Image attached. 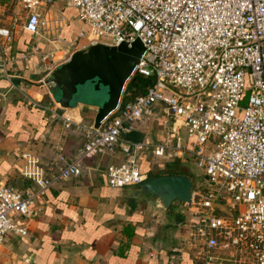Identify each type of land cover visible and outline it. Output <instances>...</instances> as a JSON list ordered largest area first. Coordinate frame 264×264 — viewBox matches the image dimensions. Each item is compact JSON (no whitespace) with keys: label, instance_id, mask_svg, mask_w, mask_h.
Listing matches in <instances>:
<instances>
[{"label":"built area","instance_id":"1","mask_svg":"<svg viewBox=\"0 0 264 264\" xmlns=\"http://www.w3.org/2000/svg\"><path fill=\"white\" fill-rule=\"evenodd\" d=\"M15 1L23 9L22 30L47 41L63 38L61 16L50 8L53 0ZM64 4L76 9L74 39L116 44L139 38L144 49L131 74L150 76L151 82L131 97L121 91L97 127L64 117L65 107L53 97H27L50 118L78 129L83 142L50 174L35 155L20 154L21 174L34 187L0 179V245L9 234L27 232V222L39 210L47 188L79 175L83 159L118 146L123 159L105 167L111 187L147 178L140 168L145 151L153 158H190L202 169L208 189L190 190L180 211L181 249L192 264H264V0ZM12 32L10 26L0 25V72L5 75L6 63L13 58ZM47 55L51 52L41 59ZM38 81L45 84L43 77ZM148 119H158L162 139L123 135Z\"/></svg>","mask_w":264,"mask_h":264},{"label":"crops","instance_id":"2","mask_svg":"<svg viewBox=\"0 0 264 264\" xmlns=\"http://www.w3.org/2000/svg\"><path fill=\"white\" fill-rule=\"evenodd\" d=\"M50 8L61 16L63 38L78 41L70 53L83 40L73 38L78 29L74 24L76 9L64 3L61 7L51 3ZM21 35L12 39L13 58L6 63L8 75L0 72V179L18 187H34L21 174L20 154L35 155L50 174L76 153L83 135L73 125L66 127L62 119L50 118L44 110L27 102V97L42 101L54 98L49 84H40L38 79L69 53L46 67L38 53L27 52V48L33 45L40 48L41 44L36 40L30 43L29 38L24 48ZM40 36L30 34L37 39ZM95 108L96 102L78 98L72 107L62 110V115L88 124ZM156 123L160 129L154 139L141 128L134 131L140 133L139 139H162L164 129L159 121ZM152 158L147 151L140 157V168L147 174L156 172L151 169ZM122 159L123 153L116 146L104 154L83 159L79 175L47 188L39 210L27 222V232L9 234L0 245V264H192L188 254L175 245L180 239V229L176 233L177 242L161 226L162 218L169 221L168 211L136 191L106 183L105 167ZM155 159L159 171L173 161V168L184 171L176 164L179 158Z\"/></svg>","mask_w":264,"mask_h":264},{"label":"water","instance_id":"3","mask_svg":"<svg viewBox=\"0 0 264 264\" xmlns=\"http://www.w3.org/2000/svg\"><path fill=\"white\" fill-rule=\"evenodd\" d=\"M143 49L137 37L116 44L85 42L48 70L43 81L58 91L54 99L61 107L73 106L80 98H74L80 86L90 84L98 91L102 88L104 96L96 102L92 115V124L97 127L99 121L115 107ZM130 185L133 191L146 196V199L172 215L179 214L190 198L191 179L183 173H161Z\"/></svg>","mask_w":264,"mask_h":264},{"label":"rangeland","instance_id":"4","mask_svg":"<svg viewBox=\"0 0 264 264\" xmlns=\"http://www.w3.org/2000/svg\"><path fill=\"white\" fill-rule=\"evenodd\" d=\"M65 0H53L52 1V5L57 6V7H61V5L64 3ZM72 14L74 13L73 9H72ZM23 9L21 7V5L16 2L15 0H0V25H6V26H10V28L13 30L12 35L13 36H18L19 34H23V30L21 29V24L23 22L24 16H23ZM78 21H75V25H78ZM30 41L31 40H36L37 42H39L41 44L40 46V50H34V48H27V52L28 54H33L35 52V54L38 53L39 57L42 56V54L44 53H48L51 52V55H47L44 59H41V64L46 65V67H49L51 65H53V63L61 60L62 58L66 57L67 54L69 53V51L78 44L77 40H72V41H65L63 38L61 39H56L54 41H47L46 39H44L43 37H39V39H37L38 37H29ZM43 38V39H42ZM15 40V39H14ZM33 41H31L30 43H33ZM84 43V40H82L81 44ZM43 62V63H42ZM40 63V62H39ZM46 69V68H45ZM44 69V70H45ZM42 75V72L40 71V74ZM128 81V79L125 81V83ZM124 83V85H125ZM124 89V87H123ZM102 88L98 91V90H94L92 88V86L90 84H86L84 86H80L79 87V91L78 93L75 95L74 98H86L95 102H99V100L104 96L102 93ZM135 92V87L132 86L130 89L128 90H122V94L125 97H131L132 95H134ZM54 97L58 96V91L55 90L53 92ZM243 101H241L242 103ZM92 120V119H91ZM158 119H148L144 122H140L138 123L137 127L143 129L144 134H148L150 135V137H152V139L155 138V132L158 131L160 129V126L158 127L157 123ZM152 163H151V169L153 171H159L160 169L157 168L155 166V162L156 159L152 158L151 159ZM177 166H181L182 168H184L183 170L188 173L191 176V187L190 189H194V188H198L200 189L202 192L206 191V189H208V185H207V179L206 177L202 174V169L198 168L194 161L190 158H179L178 161L176 162ZM159 169V170H158ZM163 169H166L163 167ZM149 175V174H147ZM132 185H125L122 186L125 190L127 191H132L131 187ZM179 214H169V217H167L166 220L162 218L161 220V226L164 227V229H166V232L169 231V234L172 238H174V241H177L178 236L176 235L178 228L180 229L182 227L183 224H180L181 222L178 221V223L176 222L178 220ZM173 219H175L176 221L173 222ZM182 219H180L181 221ZM173 222V223H172ZM165 225V226H164ZM179 232V231H178ZM178 242V241H177ZM176 247H181L182 243L181 240L179 239V242L175 244ZM182 250V249H181ZM178 252V251H176ZM195 261V260H194ZM192 262V260H191Z\"/></svg>","mask_w":264,"mask_h":264},{"label":"trees","instance_id":"5","mask_svg":"<svg viewBox=\"0 0 264 264\" xmlns=\"http://www.w3.org/2000/svg\"><path fill=\"white\" fill-rule=\"evenodd\" d=\"M64 13H65V10H64ZM75 31L77 32V30H75ZM75 31H74L73 38H75V36H76V32ZM24 32L25 33H23L21 35V37H20V41H21L22 44H24V48H25V45L29 42L30 34L27 31H25V30H24ZM24 48H23V50H24ZM127 79H128V81L125 83L123 90H128L132 86H134L136 93L143 91L144 87L148 83L151 82L150 76H142V75L137 74V73L131 74ZM49 88L51 89L52 93L56 90L55 87H53L52 85H49ZM245 93L241 97V101H244ZM125 136L130 137L132 139H139L140 138V133L137 132V131L132 130L129 133L125 134ZM173 162L165 164L166 165V169H163L161 171H156V172H153V173H149V175H147V177L154 176V175L161 174V173H183V174L188 175L190 177V179H191V176L188 173H186L184 171H181L179 169L173 168V164H172ZM191 181H192V179H191ZM190 190H192V189H190ZM179 217L180 218H178V219L180 220L181 216H179Z\"/></svg>","mask_w":264,"mask_h":264},{"label":"flooded vegetation","instance_id":"6","mask_svg":"<svg viewBox=\"0 0 264 264\" xmlns=\"http://www.w3.org/2000/svg\"><path fill=\"white\" fill-rule=\"evenodd\" d=\"M179 216H181V214L179 213ZM181 219H182V216H181Z\"/></svg>","mask_w":264,"mask_h":264}]
</instances>
